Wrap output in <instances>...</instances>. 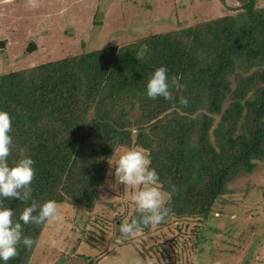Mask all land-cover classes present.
<instances>
[{
    "label": "trees",
    "instance_id": "obj_1",
    "mask_svg": "<svg viewBox=\"0 0 264 264\" xmlns=\"http://www.w3.org/2000/svg\"><path fill=\"white\" fill-rule=\"evenodd\" d=\"M237 2L234 13L0 74L8 162L35 161L31 199L5 198L13 219L33 201L91 210L111 157L128 148L147 151L163 190L175 186L168 215L206 218L264 157V5ZM161 65L185 87L152 100L144 86ZM45 224H22L34 243L8 264H29Z\"/></svg>",
    "mask_w": 264,
    "mask_h": 264
},
{
    "label": "rangeland",
    "instance_id": "obj_2",
    "mask_svg": "<svg viewBox=\"0 0 264 264\" xmlns=\"http://www.w3.org/2000/svg\"><path fill=\"white\" fill-rule=\"evenodd\" d=\"M237 5V0H0V74L174 31L234 13ZM31 43L36 48L29 51ZM124 150L111 157L91 210L58 204L62 220L46 222L29 264H264V157L227 183L206 218L167 215L125 238L119 224L136 214L130 190L116 184L112 169Z\"/></svg>",
    "mask_w": 264,
    "mask_h": 264
},
{
    "label": "clouds",
    "instance_id": "obj_3",
    "mask_svg": "<svg viewBox=\"0 0 264 264\" xmlns=\"http://www.w3.org/2000/svg\"><path fill=\"white\" fill-rule=\"evenodd\" d=\"M167 72L168 69L163 65L153 70L144 86L147 98L169 100L172 98L171 88L179 91L184 89L185 86L177 79L169 80ZM178 103L187 107L189 100L181 95ZM11 121L9 113L0 110V264H8V261L18 254L19 245L25 248L33 245V239L22 234V224H42L62 220L58 204L53 200L45 201L39 206L33 201L23 208L18 219H13L14 210L5 206V198L30 200L31 183L34 178L35 161L30 156H23L11 165L8 162L12 145ZM113 164L115 182L127 186L130 190L129 201L136 214L129 221L119 224L121 235L127 238L134 235L142 226L154 227L163 222L170 212L168 205L175 186H172L171 191L163 190L158 173L150 167L151 158L147 151L142 148L125 149Z\"/></svg>",
    "mask_w": 264,
    "mask_h": 264
},
{
    "label": "water",
    "instance_id": "obj_4",
    "mask_svg": "<svg viewBox=\"0 0 264 264\" xmlns=\"http://www.w3.org/2000/svg\"><path fill=\"white\" fill-rule=\"evenodd\" d=\"M0 46H1V47L4 46V42H3V41H0ZM34 48H36V45H35L34 43L29 44L28 47H27V49H28L29 51H31V50L34 49Z\"/></svg>",
    "mask_w": 264,
    "mask_h": 264
}]
</instances>
